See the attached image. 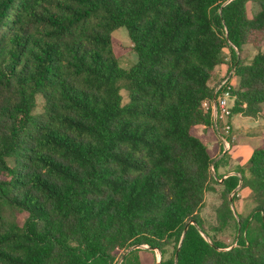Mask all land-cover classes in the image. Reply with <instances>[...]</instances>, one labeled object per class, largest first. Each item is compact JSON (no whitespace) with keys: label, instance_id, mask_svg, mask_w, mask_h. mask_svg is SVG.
I'll return each instance as SVG.
<instances>
[{"label":"trees","instance_id":"16d2710c","mask_svg":"<svg viewBox=\"0 0 264 264\" xmlns=\"http://www.w3.org/2000/svg\"><path fill=\"white\" fill-rule=\"evenodd\" d=\"M257 33L264 0H0V264H141L142 245L158 264H264V138L222 178L225 154L194 133L214 125L202 102L221 64L231 115H260L264 51L237 54ZM215 185L209 232L200 210ZM231 224L226 245L213 233Z\"/></svg>","mask_w":264,"mask_h":264},{"label":"rangeland","instance_id":"374dc122","mask_svg":"<svg viewBox=\"0 0 264 264\" xmlns=\"http://www.w3.org/2000/svg\"><path fill=\"white\" fill-rule=\"evenodd\" d=\"M256 6V7H255ZM257 8V5L253 3L252 1H247L246 3V10L247 15L251 16L255 12ZM112 35L118 39L124 46H130V40L127 34V30L124 26H120L113 30ZM264 51V34H255L253 38L249 40L246 44L242 46V48L238 51L239 58L243 62H249L251 58L257 53V52H263ZM137 55L134 50H129L127 52H124L121 54L119 58V65L124 68H128L130 65H132L134 62H136ZM225 61H228V58H225ZM222 70V74H226L228 65L222 64L217 66L216 72L218 69ZM215 72V73H216ZM214 73L215 79H218L217 74ZM224 74V75H225ZM231 84H234V78L231 77ZM121 95L124 97L125 92L124 90H121ZM41 98H37V105L35 107V112L40 111L41 107ZM264 108V103L262 105ZM254 118L250 117H244L241 115H233L230 119L231 123V136L228 139L231 143V145H235L236 147H242L243 145H248L252 149L258 147L261 145L262 138L264 137V117L259 118V122L255 124ZM243 123L247 124L249 126L248 130H243L242 125ZM195 135L200 136L201 134V128H196L194 131ZM229 135V134H228ZM208 146L210 152L213 154L215 152L216 145L211 141H208ZM229 152L225 154V157H227ZM215 158V157H214ZM246 164V162H245ZM246 166H244L245 168ZM216 190L215 191H207L204 194V204L200 210V216L204 221V227L206 230L209 231V228L211 225H213V222L215 220V208L220 202V189L221 187L219 185H215ZM241 196V194H240ZM247 196L246 198H248ZM250 198V197H249ZM254 204V202H253ZM210 232V231H209ZM212 233V232H211ZM215 237L221 239L226 245H232L234 244L235 236H236V230L233 224L223 230L222 232L213 233ZM212 234V235H213ZM141 263L142 264H157V256L158 259H160V254L157 250L152 251L149 247L146 245L141 246Z\"/></svg>","mask_w":264,"mask_h":264},{"label":"crops","instance_id":"0c3cea01","mask_svg":"<svg viewBox=\"0 0 264 264\" xmlns=\"http://www.w3.org/2000/svg\"><path fill=\"white\" fill-rule=\"evenodd\" d=\"M222 65V64H221ZM219 66V65H218ZM217 68V67H216ZM216 68L214 69V73L216 72ZM218 79L214 80L216 76H214L213 73V82L217 83L223 76L224 74H222V70L219 68L218 69ZM217 72L215 74H217ZM228 73V71L226 72V74ZM233 115H241L244 116L240 113L237 114H233ZM231 115V117L233 116ZM230 117V119H231ZM244 117H249V116H244ZM264 117V108L262 107L260 115L257 117H250V118H254V123L257 124L259 122V118ZM229 119V121H230ZM219 123H217V125H214L207 129V130H203L201 128V137L204 138L206 145L208 146V141H212L215 145V152L212 154L213 157H215V159L220 158L223 154H228L227 157H225L224 155V159L219 163L218 167H217V174L222 176V178L226 177L227 175L230 174H237L239 175V172L237 171L239 168H244L245 166V162H247L251 152H252V148L248 145H243L242 147H236L235 145H231L230 143V149L227 150L226 152H223V140H227L230 138L231 136V130H230V135L225 134V132L223 131V126L221 121H218ZM219 124V125H218ZM231 124V123H230ZM243 130H248L249 126L245 123H243L242 125ZM264 138V137H263ZM262 138V139H263ZM209 148V146H208ZM236 191V198L233 202V209L234 211L241 215V216H246L250 210L252 209V207L254 206L253 201L251 200V198H246L247 196H249V189L245 188V187H240V185H238V187L235 189ZM241 194V196H240ZM141 254V251H140ZM140 259H141V255H140ZM157 261L158 256H157ZM142 264V263H141Z\"/></svg>","mask_w":264,"mask_h":264},{"label":"built area","instance_id":"2783aa9c","mask_svg":"<svg viewBox=\"0 0 264 264\" xmlns=\"http://www.w3.org/2000/svg\"><path fill=\"white\" fill-rule=\"evenodd\" d=\"M231 77L232 70L225 74L215 85L214 93H216L213 101L208 104L206 101L202 102L203 108L210 110V115L213 123L217 125L221 121L223 131L230 135L231 124L229 119L231 117V107L233 105L234 97L231 94ZM223 152L230 149V141L223 140Z\"/></svg>","mask_w":264,"mask_h":264},{"label":"water","instance_id":"95a60500","mask_svg":"<svg viewBox=\"0 0 264 264\" xmlns=\"http://www.w3.org/2000/svg\"><path fill=\"white\" fill-rule=\"evenodd\" d=\"M134 248V247H133ZM176 257V256H175ZM159 263V260L157 261V264Z\"/></svg>","mask_w":264,"mask_h":264}]
</instances>
